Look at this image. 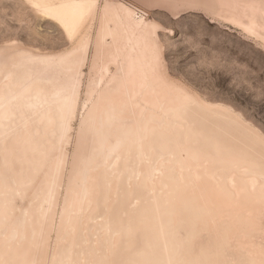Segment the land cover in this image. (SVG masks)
I'll return each instance as SVG.
<instances>
[{
    "label": "bare ground",
    "instance_id": "6f19581e",
    "mask_svg": "<svg viewBox=\"0 0 264 264\" xmlns=\"http://www.w3.org/2000/svg\"><path fill=\"white\" fill-rule=\"evenodd\" d=\"M28 1L73 43L0 44V264H264V143L168 75L166 27L123 0ZM136 1L264 46V0Z\"/></svg>",
    "mask_w": 264,
    "mask_h": 264
},
{
    "label": "rangeland",
    "instance_id": "374dc122",
    "mask_svg": "<svg viewBox=\"0 0 264 264\" xmlns=\"http://www.w3.org/2000/svg\"><path fill=\"white\" fill-rule=\"evenodd\" d=\"M123 1L134 5L137 17L166 27L160 38L168 75L202 103L225 109L264 143V46L240 25L201 9L173 15L163 7ZM16 40L45 52L64 51L73 43L28 0H0V44ZM83 112L80 106L77 118Z\"/></svg>",
    "mask_w": 264,
    "mask_h": 264
}]
</instances>
